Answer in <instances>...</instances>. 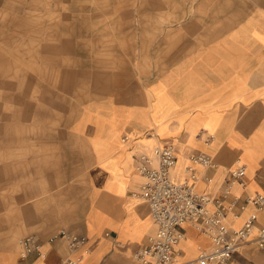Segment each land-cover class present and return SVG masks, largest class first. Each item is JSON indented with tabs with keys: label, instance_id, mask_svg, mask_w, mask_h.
Returning <instances> with one entry per match:
<instances>
[{
	"label": "crops",
	"instance_id": "0c3cea01",
	"mask_svg": "<svg viewBox=\"0 0 264 264\" xmlns=\"http://www.w3.org/2000/svg\"><path fill=\"white\" fill-rule=\"evenodd\" d=\"M161 1L128 9V27L110 24L119 39L127 31L134 53L112 56L120 65L102 79L106 89L68 119L54 156L37 166L34 153V165L18 167L23 177L2 190L0 264H64L67 240L48 243L61 230L88 239L80 264H135L155 230L139 196L137 158L156 147L175 148L174 180L188 179L191 156L213 157L217 168H196L197 190L207 196L220 195L239 166L246 176L244 186L233 187L235 196L244 200L264 187V0ZM47 50L41 55L58 53ZM74 174L87 176L84 187L69 181ZM252 211L238 208L229 223L241 227ZM258 216L264 226V210ZM184 230L182 262L212 248L192 224ZM28 236L43 242L42 254L22 261L20 241ZM234 264H264V251L251 242Z\"/></svg>",
	"mask_w": 264,
	"mask_h": 264
},
{
	"label": "rangeland",
	"instance_id": "374dc122",
	"mask_svg": "<svg viewBox=\"0 0 264 264\" xmlns=\"http://www.w3.org/2000/svg\"><path fill=\"white\" fill-rule=\"evenodd\" d=\"M150 2L162 1L0 0V194L23 177L18 167L34 165V153L37 166L54 156L68 119L106 89L102 79L120 65L112 56L134 53L127 31L119 39L110 24L128 27V9ZM48 47L56 56L41 55ZM86 180L74 174L69 181L81 188Z\"/></svg>",
	"mask_w": 264,
	"mask_h": 264
},
{
	"label": "built area",
	"instance_id": "2783aa9c",
	"mask_svg": "<svg viewBox=\"0 0 264 264\" xmlns=\"http://www.w3.org/2000/svg\"><path fill=\"white\" fill-rule=\"evenodd\" d=\"M213 140L210 136L206 142ZM125 137L123 142H128ZM191 165L186 169L188 179L177 182L172 173L178 158L173 146L156 147L149 153H142L137 158L136 171L141 177L139 196L150 206L155 230L146 240L144 246L134 256L135 264H234V256L247 244L254 242L264 251V226H257L259 212L264 210V187L256 194L242 200L233 194L236 184L244 186L245 166L234 168L230 172V180L217 196H207L197 190L201 177L197 166L205 170L217 168L213 157L200 154L190 157ZM204 180L212 182L210 176ZM252 211L244 224L234 228L229 223V216L238 218L239 208ZM192 226L205 234L212 242L210 250H200L197 258L190 262H182L179 249L186 234L184 226ZM255 232V238L251 236ZM65 239L71 255L64 264H80L84 255L89 252L88 239L79 234L61 230L50 237L48 243L53 244ZM20 258L22 261L31 256H41L43 242L33 236L20 241Z\"/></svg>",
	"mask_w": 264,
	"mask_h": 264
},
{
	"label": "bare ground",
	"instance_id": "6f19581e",
	"mask_svg": "<svg viewBox=\"0 0 264 264\" xmlns=\"http://www.w3.org/2000/svg\"><path fill=\"white\" fill-rule=\"evenodd\" d=\"M175 181H177V182H181V181H183V180H177V179L175 178Z\"/></svg>",
	"mask_w": 264,
	"mask_h": 264
}]
</instances>
